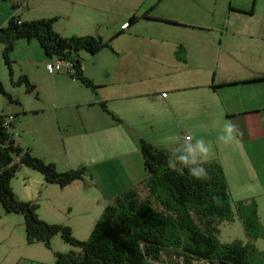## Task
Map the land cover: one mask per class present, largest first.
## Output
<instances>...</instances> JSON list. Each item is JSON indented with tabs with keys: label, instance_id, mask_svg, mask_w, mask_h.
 <instances>
[{
	"label": "crops",
	"instance_id": "obj_1",
	"mask_svg": "<svg viewBox=\"0 0 264 264\" xmlns=\"http://www.w3.org/2000/svg\"><path fill=\"white\" fill-rule=\"evenodd\" d=\"M168 1L36 0V11L45 2L53 10L60 4L72 11L88 9L93 14L74 23L75 31L59 26L61 15L46 18H57L53 27L63 38L99 37L110 45L88 58L81 51L76 55L93 88L74 79L75 74H49L44 68L36 104H19L13 113L17 116L12 122L17 146L52 163L37 151L32 153V148L57 151L53 140L59 133L67 141L62 157L65 169L57 171L74 169L68 167L77 160L74 153L82 157L77 166L86 168L83 180L63 188L43 178L37 183L24 179L20 186L12 179L13 192L35 204L38 217L46 223L68 226L72 234H90L113 198L134 188L131 184L110 192L112 181H118V176L132 179L141 171L135 184L144 179L140 139L172 154L186 152L196 164L215 161L229 189L243 194L241 200H264V81L253 82L264 77V18L251 30L246 27L233 33L222 25L219 34L211 33L200 25L178 22L166 12ZM11 5L9 17L43 19L30 17V0ZM142 15L157 20L137 19L121 30L131 17ZM175 28L190 32L175 33ZM46 59L43 64L52 60ZM229 123L235 126L232 140L226 130ZM201 145L208 149L207 156ZM3 245L7 248L0 250V264H54L56 251L42 243L28 244L22 215L5 213L0 206Z\"/></svg>",
	"mask_w": 264,
	"mask_h": 264
},
{
	"label": "trees",
	"instance_id": "obj_2",
	"mask_svg": "<svg viewBox=\"0 0 264 264\" xmlns=\"http://www.w3.org/2000/svg\"><path fill=\"white\" fill-rule=\"evenodd\" d=\"M137 19L157 20L146 15L133 16L128 27ZM56 20L53 17L20 21L10 16L6 25L0 27L5 64L10 67L9 54L17 41H36L47 58L73 63L74 79L93 88V83L83 76L76 55L80 51L94 55L109 48V41L92 36L63 38L54 30ZM20 80L26 84L27 92L35 90L25 76ZM259 81H264V77L253 80ZM0 94L13 101L1 82ZM100 105L106 111L104 104ZM7 118L0 112V206L5 213L22 215L28 244L42 243L51 250V239L59 235L64 243L76 248L67 253L53 252L54 264H253L264 257L252 244L264 237L257 205L254 200L239 201L233 211L227 180L219 163L196 164L186 152L172 154L143 139L139 140V152L145 171L140 184L144 197L137 193L140 187L116 195L85 241L76 239L68 226L46 223L38 217L35 204L22 201L13 192L11 181L17 172L22 166L30 168L45 183L63 188L83 180L86 168L58 172L54 163L32 156L15 144L13 118ZM169 159L174 169L169 167ZM201 168L208 179H196L190 174L191 170ZM235 218L241 221L249 240L221 243L218 226Z\"/></svg>",
	"mask_w": 264,
	"mask_h": 264
},
{
	"label": "rangeland",
	"instance_id": "obj_3",
	"mask_svg": "<svg viewBox=\"0 0 264 264\" xmlns=\"http://www.w3.org/2000/svg\"><path fill=\"white\" fill-rule=\"evenodd\" d=\"M18 1L22 0H0V27H4L6 25L8 17L12 11L11 4ZM30 1L32 2V10L28 14L31 18H46L50 15H61L59 26H62L67 31H75L77 27L74 26V23H79V19L88 18L93 14L84 7L78 8L80 11L79 13L77 8L73 11L68 10L62 4H60V8L55 7L57 10H53L52 8L48 7L46 2L44 4L42 3L43 5H41L38 11H36V0ZM168 5L169 7H167L166 12L170 16L177 18L178 22L185 21L187 23H194V25L205 27V29H208V32H218V34L222 25L230 27L231 32L235 31L233 33H239L237 31H240L246 27L251 30L256 23H259L260 20L264 18V0H169ZM24 6L25 5H23L22 8ZM23 11H25V9ZM68 19L70 20L67 21ZM186 30L188 29L175 28L173 32H190ZM107 34L108 32L105 31L104 35L106 36ZM2 49L3 46L0 43V82L5 93L10 95L13 101H9L5 96L0 94V112L4 116L11 118L14 115L13 113L19 109V104L24 103L27 105V107L34 106L36 104V99L38 96L36 92L40 82L39 76L44 71L45 64L43 63L47 59L36 41L26 42L25 40H19L17 41L14 50L9 54L10 67L8 68L2 55ZM80 55L83 57L86 56L87 58L90 56L84 51H81ZM22 76H25L28 82L35 86L36 91L32 93L27 92L26 84L23 82V80H20ZM159 125L163 127L164 122L159 123ZM54 137L55 138L53 142L58 147L57 151L55 150L53 153H44L40 152L36 148H32V153L37 151L39 155H43L46 159L54 161L56 164L54 162L52 163L56 165L57 169H65V166L62 164V157L63 146L67 139L63 142L60 139L61 136L59 133H55ZM30 139L32 140V136ZM74 140H78V138H75ZM68 141L72 140L68 139ZM72 155H74L77 160H72L68 167H74V169L80 168L77 166V161L82 159V157H79L76 153ZM138 155H140V153H138ZM212 156L213 153H211L208 157ZM142 174L143 171H141L139 174H135L132 179L121 178L118 176V181L113 180L112 184H110L111 186H108L109 191H121L131 184L134 185V188H137L141 183L136 185L135 181L139 179ZM227 177L231 184V172L229 171L228 167ZM42 178L43 177L38 172L30 168L23 167L22 170H20V173L17 172L15 178L13 179V183L14 185L16 184L20 186L24 182V179H29L31 182L37 183L39 180H42ZM103 187L107 186L103 184ZM229 191L231 195V208L233 211L236 209L237 202H250V200H241L243 194L240 191L234 193L231 191V188ZM137 193L140 195V197L145 196L142 187L139 188ZM254 201L257 205V214L260 224L262 227H264V200L260 198L259 201ZM218 228V239L221 243H231L233 241L247 243L249 240L243 229L241 221L237 218H235L233 222H222ZM73 236L78 240L85 241L90 236V234H86L84 232H75L73 233ZM252 244L255 246L257 251L261 252V254H264V237H260L259 239L252 241ZM50 246L54 251L60 253H67L70 250L76 249L69 244L64 243L59 235L54 236L51 239ZM6 248L7 245H3V247H0V250H4ZM47 254L48 253L45 251L43 256L47 257ZM254 262L255 263L253 264H264V257L261 259L258 258Z\"/></svg>",
	"mask_w": 264,
	"mask_h": 264
},
{
	"label": "built area",
	"instance_id": "obj_4",
	"mask_svg": "<svg viewBox=\"0 0 264 264\" xmlns=\"http://www.w3.org/2000/svg\"><path fill=\"white\" fill-rule=\"evenodd\" d=\"M127 27H128V23H124L121 26V29L124 30ZM45 70L49 74L66 73V74H69L70 76H73L75 74L73 63H71L68 60H64V59H54V60L46 62ZM185 140H189V137H185Z\"/></svg>",
	"mask_w": 264,
	"mask_h": 264
},
{
	"label": "clouds",
	"instance_id": "obj_5",
	"mask_svg": "<svg viewBox=\"0 0 264 264\" xmlns=\"http://www.w3.org/2000/svg\"><path fill=\"white\" fill-rule=\"evenodd\" d=\"M234 125H232L231 123H229L227 126H226V130H227V133H228V136H229V139L232 140L234 139V137L232 136V133L234 131ZM201 152L205 154V156H207V153H208V149L203 147V145H201ZM183 162V161H182ZM169 167L170 168H173L175 166H172L171 162H170V159H169ZM191 175H193L196 179H208V174L204 171L203 168H201L199 171H193L191 170L190 172Z\"/></svg>",
	"mask_w": 264,
	"mask_h": 264
}]
</instances>
